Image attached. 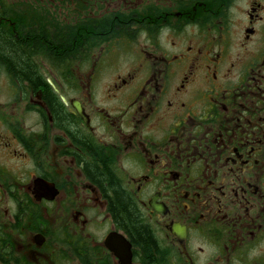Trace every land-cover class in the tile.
I'll return each mask as SVG.
<instances>
[{
  "label": "flooded vegetation",
  "instance_id": "af4514ba",
  "mask_svg": "<svg viewBox=\"0 0 264 264\" xmlns=\"http://www.w3.org/2000/svg\"><path fill=\"white\" fill-rule=\"evenodd\" d=\"M0 31L47 68L0 134L32 166L0 182V264H264V0H0Z\"/></svg>",
  "mask_w": 264,
  "mask_h": 264
},
{
  "label": "rangeland",
  "instance_id": "374dc122",
  "mask_svg": "<svg viewBox=\"0 0 264 264\" xmlns=\"http://www.w3.org/2000/svg\"><path fill=\"white\" fill-rule=\"evenodd\" d=\"M14 1V0H11ZM21 5L13 7L12 11L17 14H21ZM42 67L43 63H38ZM93 63H74L70 66V72L76 77H87L90 71L92 70ZM43 71H46L47 68L42 67ZM61 69V67L59 68ZM100 69V71L98 70ZM45 74V72H44ZM67 74H70L67 72ZM64 74V75H67ZM61 75H63L61 73ZM93 86H95V92L98 97L104 92V63H97V71L93 75ZM11 83V84H10ZM18 88L13 84L12 80L5 73H0V134L2 137L5 135H10V125L11 123L20 125L18 120L21 123L25 124L28 129H31V123L33 121V116H26L25 111L23 110L24 102L20 99L18 95ZM18 119V120H17ZM11 147L0 146V182L3 184L9 183L10 181L16 178L12 172L17 174L21 180L26 178L25 175H21L24 170L31 173L32 166L25 161L16 160L12 157L10 151ZM19 150V148H18ZM25 182V181H23ZM6 202V200H5Z\"/></svg>",
  "mask_w": 264,
  "mask_h": 264
},
{
  "label": "trees",
  "instance_id": "16d2710c",
  "mask_svg": "<svg viewBox=\"0 0 264 264\" xmlns=\"http://www.w3.org/2000/svg\"><path fill=\"white\" fill-rule=\"evenodd\" d=\"M43 54L47 59L50 60L53 66L61 67L62 74H66L70 71V66L74 63H66L68 58L71 56H77L79 54H84L83 52H72L67 51H43L39 52ZM38 52L32 51L31 48L25 45L20 36L16 37L14 34H8L0 31V73H5L9 79L12 80L16 87L20 86L21 78L29 77L32 75L37 76L39 74L37 67L40 68L39 64L36 63V58ZM53 62V63H52ZM104 171H99L100 174H104ZM117 197L120 200V204L123 205L125 210V215L128 220L130 219L134 226L136 227L138 220H136L132 207L129 205V200L126 196L120 195L118 193ZM140 227H137V229ZM141 230L140 241H144L147 246L150 245L148 240L149 234Z\"/></svg>",
  "mask_w": 264,
  "mask_h": 264
},
{
  "label": "water",
  "instance_id": "95a60500",
  "mask_svg": "<svg viewBox=\"0 0 264 264\" xmlns=\"http://www.w3.org/2000/svg\"><path fill=\"white\" fill-rule=\"evenodd\" d=\"M72 105L77 110V112L84 118L85 122L88 123V120H87L86 115L83 111V107H82L81 103L78 100H73ZM35 181H36L35 192L37 193L38 198H40L42 193H40L39 189H40L41 184L43 186V185H45V183H44L43 179H41V178H37V179H35Z\"/></svg>",
  "mask_w": 264,
  "mask_h": 264
}]
</instances>
